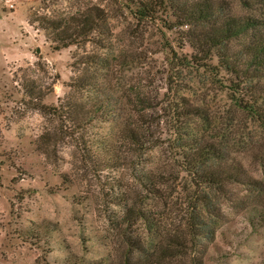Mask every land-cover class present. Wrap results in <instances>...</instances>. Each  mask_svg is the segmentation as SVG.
I'll return each mask as SVG.
<instances>
[{"label":"rangeland","instance_id":"374dc122","mask_svg":"<svg viewBox=\"0 0 264 264\" xmlns=\"http://www.w3.org/2000/svg\"><path fill=\"white\" fill-rule=\"evenodd\" d=\"M197 3L212 15L185 23L177 9ZM93 7L102 29L56 48L46 18ZM255 44L261 0H0V264H264ZM194 140L220 151L201 168L237 162L238 179L198 181Z\"/></svg>","mask_w":264,"mask_h":264},{"label":"trees","instance_id":"16d2710c","mask_svg":"<svg viewBox=\"0 0 264 264\" xmlns=\"http://www.w3.org/2000/svg\"><path fill=\"white\" fill-rule=\"evenodd\" d=\"M261 2L264 3V0H261ZM192 7V10L182 8L177 9L179 16L184 20L185 23H190L191 21H194L196 19H205L212 15V13L210 12L211 8L206 3H197ZM93 9L96 12L92 15L86 12L84 14L80 13L76 16L59 18L56 20L46 18L47 26H45V28L49 29V31L53 35L51 37V40L53 39L52 41H57L58 44L55 45L56 48L64 47L69 44H79L80 40H86L87 35L92 31L98 32L100 31V29H102L103 12L101 9H98L96 7H93ZM146 9L147 7H145L144 10ZM97 19H99V22ZM255 24L256 21L248 17L242 20L226 18L224 19V21H222L220 27H214L212 29H209L208 31H204L203 33H201V39L198 43L201 48H206V50L209 51V49H212L221 40L238 35ZM254 50L257 51V54H260L258 58L261 67L260 69L264 70V45L255 44ZM217 57H219L220 59L221 56L217 55ZM223 65L227 70L228 67H231L228 66L225 60L223 61ZM252 70L253 72H255L253 77L262 76L261 74H258V68H253ZM189 108L185 110V114L197 115V109L193 107ZM256 110L257 109H255L254 111ZM262 119L264 118L262 117ZM133 139L136 143H140L143 140H145V142L148 144L153 142L152 138L148 137L142 139L141 137L138 138L137 136H133ZM187 146L188 149L191 150V152L187 155L186 161H184L185 167L187 170H189V172L196 176L198 181L217 186L223 182L234 181L240 176V166L237 162L233 161H230L231 163L227 164H225L226 162H219L218 164H215L208 169L201 168V166L205 165L210 159L220 158L219 148L214 144L206 142L200 143L199 141L194 140V142L187 144ZM164 249L167 250L169 248H167L166 246L164 247ZM174 255L172 253H169L164 257H172Z\"/></svg>","mask_w":264,"mask_h":264}]
</instances>
